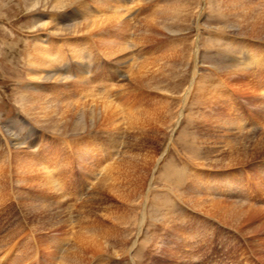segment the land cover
<instances>
[{
  "label": "rangeland",
  "instance_id": "rangeland-1",
  "mask_svg": "<svg viewBox=\"0 0 264 264\" xmlns=\"http://www.w3.org/2000/svg\"><path fill=\"white\" fill-rule=\"evenodd\" d=\"M119 5L126 6L121 24L131 26L102 31L103 47L106 43L127 46L128 51L116 52L114 58L110 59V50L96 43L99 36L95 32L52 33L91 23L92 19L111 22L114 16L107 7ZM163 9L168 10L162 14ZM245 12L264 19V0H77L44 14L30 13L24 0H0V264H264V150L254 153L248 149L250 156L231 160V166L227 161L228 151L264 141V67H247L246 71V65L240 64L250 54L244 53L245 45L264 57V37L251 36V31L242 36L223 28L230 23L239 25ZM155 14L160 17L156 19L158 29L152 27ZM43 23L49 24V30L36 32L34 28ZM198 50L202 55L196 53ZM254 51L258 62L260 56ZM177 53L181 57H176ZM170 55L171 59L166 58ZM229 59L236 63L227 65ZM45 60L50 65L42 64ZM220 63L224 68H219ZM160 66L176 70L173 82L153 91L136 87L133 77L139 70ZM251 86L256 92L251 93ZM36 100L52 109H56V102L57 109H68L69 102L77 100L87 104L109 100L117 113L121 112V131L96 125L90 134L54 133L25 111ZM231 119L233 126H226ZM145 120L159 122L150 125L155 132L147 133V138L164 125L152 150L151 143L137 144L134 135H129L147 129L149 121ZM231 127L235 129L225 130ZM12 135L19 137V146L10 141ZM132 144L137 146L131 152ZM150 150L155 155L153 163L140 171L139 180L130 176L127 170L132 157H142ZM217 159L224 163L214 165ZM111 168L113 172L118 168L114 177L112 171L108 173ZM197 196L206 203L241 205L247 214L240 224H228L213 214L197 211L190 202ZM86 223L100 229L98 235L103 232L101 236L108 237L105 242L112 244V249L71 257L77 234L84 231Z\"/></svg>",
  "mask_w": 264,
  "mask_h": 264
},
{
  "label": "bare ground",
  "instance_id": "bare-ground-1",
  "mask_svg": "<svg viewBox=\"0 0 264 264\" xmlns=\"http://www.w3.org/2000/svg\"><path fill=\"white\" fill-rule=\"evenodd\" d=\"M77 0H24V3H25V6H27V8H28V10H29V12L31 13V12H42L43 14L45 13V12H50V11H58V10H62V9H64V8H66V7H68L69 5H72L74 2H76ZM103 3V0H98V3H101V2ZM127 1H129V0H127ZM79 4V3H78ZM76 5V4H75ZM74 6V5H73ZM126 6L125 5H123V6H117V7H107V9H109L111 12H112V16H114V17H110V14H109V18H111L112 19V21L111 22H107V20H109V19H107L105 22H102V20H101V22H98V19H92L91 20V23H88V24H82V25H79V26H76V27H73V28H68V29H64V30H56L55 32L53 31L52 33L53 34H60V33H62V34H67V35H71L72 33L73 34H79V33H81V32H90V34L92 33V32H95L94 34H96V35H98L99 36V38H97V41H96V43H98V45L100 44H102L101 46L103 47L104 46V42H102V40H103V36H104V33L102 32V31H104V30H106V29H108V28H110V27H115V26H117V27H119V28H121V26H126V29H128V27L129 26H131V25H129L130 23H126V24H121L122 23V18H123V16H124V14L125 13H123L125 10H126V8H125ZM128 7V6H127ZM156 7V6H155ZM158 7V6H157ZM156 9V8H155ZM177 9V8H176ZM253 9V8H252ZM98 10V9H97ZM167 10L168 9H163V10H161L160 12H162V14H164L165 12H167ZM173 10V9H172ZM185 10V9H184ZM178 11H179V9H178ZM253 11V10H252ZM69 12V11H68ZM100 12V11H99ZM110 12V13H111ZM156 12V11H155ZM152 13V12H151ZM221 13V12H220ZM246 13V12H245ZM254 13V12H253ZM78 14V13H77ZM153 14V13H152ZM174 14V13H173ZM176 15H177V13H175ZM81 15V14H80ZM101 15V14H100ZM108 15V14H107ZM154 15V14H153ZM245 16H244V19H243V21L241 22V23H239V25H235V24H232V23H230V24H226V26L225 27H223L225 30L226 29H228V30H230V31H235V32H240V33H238L239 35L241 34L242 36L243 35H246L249 31H251L252 32V34H251V36H255V37H257L258 39H260V38H263L264 37V19L262 18V19H259V18H256L255 17V15H257V14H255L254 15V17H253V15L250 13V12H247L246 14H244ZM37 16V15H36ZM40 16V15H39ZM42 16V15H41ZM95 16V15H94ZM94 16H92L93 18H94ZM103 16V15H102ZM155 16H156V18H154L153 20H152V18H150L152 21H153V28L154 29H158V24L159 23H157L156 22V19L157 18H160V17H157V14H155ZM165 16H166V14H165ZM164 16V17H165ZM168 16V15H167ZM173 16V15H172ZM179 16V15H178ZM222 16V15H221ZM100 17V16H99ZM151 17V16H150ZM162 17V16H161ZM177 17V16H176ZM87 18V17H86ZM98 18V17H97ZM108 18V17H107ZM167 18H169V17H167ZM171 18H173V17H171ZM180 18V17H179ZM45 19V18H44ZM48 19V18H47ZM50 19V18H49ZM88 19H89V17H88ZM88 19H87V22H88ZM166 19V18H165ZM170 19V18H169ZM176 19V18H175ZM174 19V20H175ZM72 20V19H71ZM90 20V19H89ZM151 20H149V21H151ZM178 20V19H177ZM73 21H74V19H73ZM152 21L151 22H149V23H151L152 24ZM166 21V20H165ZM164 21V22H165ZM167 21H168V19H167ZM170 21V20H169ZM46 22V21H45ZM49 22V21H48ZM75 22V21H74ZM79 22V21H78ZM77 22V23H78ZM146 22V21H145ZM147 22H148V19H147ZM145 23V24H148V26H151L149 23ZM229 22V21H228ZM38 23H40V22H38ZM73 23V22H72ZM37 24V23H36ZM121 24V25H120ZM171 24V23H170ZM198 24H200V23H198ZM34 25H35V22H34ZM51 25V24H50ZM167 26H170V25H168V24H166ZM178 25V24H177ZM174 26V25H173ZM224 26V25H223ZM51 27H53V26H51ZM59 27H61V26H59ZM142 27V26H141ZM140 27V29L142 30V28ZM151 27V28H152ZM162 27V26H161ZM47 28V30H49L48 28H49V24L48 23H43V24H41V25H38V26H36L34 29H35V31L37 32H39V31H42V30H45ZM152 28V29H153ZM122 29V28H121ZM164 29V28H163ZM222 29V28H221ZM220 30V29H219ZM144 31V30H143ZM149 30H147V32H148ZM162 31V30H161ZM165 31V30H164ZM170 31V30H169ZM218 31V30H217ZM43 32H45V31H43ZM125 32H126V30H125ZM146 32V33H147ZM221 32H225L224 30L223 31H221ZM98 33V34H97ZM142 32H140L139 34H141ZM163 33V32H162ZM226 33V32H225ZM230 33V32H229ZM41 34V33H40ZM43 34V33H42ZM51 34V33H50ZM52 34V35H53ZM61 34V35H62ZM232 34V33H231ZM82 35V34H81ZM200 35V34H199ZM64 36V35H63ZM83 36H84V34H83ZM142 36V35H141ZM175 36V35H174ZM247 36V35H246ZM68 37V36H67ZM94 38H95V36H94ZM41 38H39V40H40ZM90 39V38H89ZM141 39V38H140ZM199 39H200V36H199ZM255 39V38H254ZM152 40V39H151ZM157 40V39H156ZM253 40V39H252ZM142 41H143V36H142ZM145 41V40H144ZM147 42L149 41V40H146ZM153 41V40H152ZM198 41V40H197ZM263 41V40H262ZM40 43H42L41 41H39ZM138 42H139V40H138ZM150 42V41H149ZM94 43V42H93ZM198 44V43H197ZM196 44V45H197ZM37 45H39V44H37ZM42 45H43V43H42ZM97 45V46H98ZM40 46V45H39ZM91 46V45H90ZM125 46H126V44H125ZM125 46H119V47H114V46H109L107 43H106V46L105 47H103L102 49L103 50H110L111 51V57H110V59L113 57V55L117 52V53H120V52H122V51H128L126 48H125ZM148 46V45H147ZM200 47H201V45H199ZM43 47V46H42ZM95 47V46H94ZM127 47V46H126ZM37 48H38V46H37ZM37 50V49H36ZM35 50V51H36ZM40 50L44 53L43 55H46L47 54V52H46V50H45V48H44V50H42V48H40ZM92 50V49H91ZM204 50V49H203ZM257 50V49H256ZM34 51V50H33ZM32 51V52H33ZM40 51V52H41ZM243 51H245L244 53H248V52H250V54L249 55H247V56H244L243 57V60H242V62L240 61V64H242V65H246V66H244L245 68H246V71H248L247 70V67L248 68H253V67H255V66H260V68H263L264 67V57L263 56H261V53H259V51H257L258 52V54L254 51V48H252V46H250V47H247L246 45L243 47ZM253 51L256 53V55L257 56H260V59L258 60V62L257 61H255L254 60V57H255V54H253ZM94 52V51H93ZM37 53V52H36ZM92 53V52H91ZM124 53V52H123ZM196 53H199V54H201L202 53V51H201V53L199 52V50L198 51H196ZM109 54V53H108ZM122 54V53H121ZM175 54V53H174ZM177 54H179V56L177 55L176 57H181L180 55V53H177ZM48 55V54H47ZM107 55V54H106ZM128 55V54H127ZM176 55V54H175ZM174 55V56H175ZM183 55V54H182ZM195 55H198V54H195ZM194 55V56H195ZM202 55V54H201ZM200 55V56H201ZM108 56V55H107ZM115 56V55H114ZM118 56V55H117ZM123 56V55H122ZM173 56V55H172ZM37 57V56H36ZM109 57V56H108ZM175 57V58H176ZM193 57V56H192ZM191 57V58H192ZM42 57H41V55H40V59H41ZM114 58V57H113ZM122 58V57H121ZM166 58H169V59H171L172 57H171V55H170V57L168 56V57H166ZM174 58V59H175ZM195 58V57H194ZM36 59V58H35ZM119 59V58H118ZM117 59V60H118ZM155 59V58H154ZM198 59V58H197ZM36 60H38V59H36ZM35 60V61H36ZM43 60V59H42ZM121 60V59H120ZM177 60V59H176ZM175 60V61H176ZM186 60V59H185ZM33 61V60H32ZM39 61V60H38ZM114 62H115V60H113ZM122 61H124V60H122ZM127 61H129V60H127ZM131 61V60H130ZM170 61V60H169ZM174 61V60H173ZM172 61V62H173ZM198 61H200V60H198ZM197 61V62H198ZM225 60L223 59V61H221V62H224ZM47 62V60H45L44 62L42 61V64H45V66H47L49 63H46ZM147 62H149V61H147ZM171 62V61H170ZM179 62H181V61H179ZM197 62L195 63L196 65H197ZM220 62V61H219ZM218 62V63H219ZM31 63H33V62H31ZM116 63V62H115ZM114 63V64H115ZM127 64H128V62H126ZM153 63H155V62H153ZM189 63H191V62H189ZM202 63V62H201ZM230 64V65H234L235 63H236V61H234L233 59H229V60H227L226 61V64ZM30 64V63H29ZM118 64V62L116 63V65ZM149 64V63H148ZM148 64H146V65H148ZM159 64V63H158ZM175 64V63H174ZM178 64V63H177ZM176 64V65H177ZM221 64V63H220ZM219 64V65H220ZM225 64V65H226ZM227 64V65H228ZM31 65V64H30ZM50 65V64H49ZM118 65H120V64H118ZM126 65V64H125ZM130 65V64H129ZM134 65V64H133ZM160 65V64H159ZM172 65V64H171ZM180 65L181 64H179L178 66L180 67ZM198 65H200L199 63H198ZM197 65V66H198ZM224 65V66H225ZM36 66V65H35ZM39 66V65H38ZM123 67H124V64L122 65ZM136 66H138L137 64H136ZM173 66V65H172ZM218 66V65H217ZM216 66V67H217ZM221 67H219V68H222L223 66H222V64L220 65ZM129 67V66H128ZM168 67V66H167ZM167 67H152V68H143V69H141V70H139L138 71V74H137V76L135 77H133V81L134 82H137L138 84L136 85V87H138V88H140V87H142V89L144 90V89H149L150 91L152 90H158V89H160V88H163L164 86V84H165V82H173L172 80L175 78V73H176V70H173L172 68V70H170V69H168ZM217 67V68H218ZM34 68V67H33ZM125 68V67H124ZM133 68H134V66H133ZM133 68H132V71H133ZM139 68H140V66H139ZM183 68V67H182ZM224 68V67H223ZM229 68V67H228ZM130 69H131V67H130ZM130 69H128V70H130ZM176 69V68H175ZM180 69L181 68H179V71H180ZM230 69V68H229ZM34 70V69H33ZM195 70V69H194ZM199 70V69H198ZM219 70V69H218ZM223 70V69H222ZM231 70H232V68H231ZM250 70V69H249ZM40 71V70H39ZM48 72L50 71V70H47ZM54 71V70H53ZM58 71V70H57ZM134 72V71H133ZM224 72H225V70H224ZM230 72H232V71H230ZM230 72L227 74V72L226 73H224V74H227V75H229L230 74ZM235 72V71H234ZM39 73V72H38ZM51 73V72H50ZM60 73V72H59ZM177 73H179V72H177ZM193 73H196L195 71L193 72ZM221 73V72H220ZM233 73V72H232ZM247 73V72H246ZM48 74V73H47ZM53 75L55 74V73H52ZM248 74V73H247ZM46 75V74H45ZM51 75V74H50ZM135 75V74H134ZM196 75V74H195ZM195 75H193V76H195ZM199 74H197V76H198ZM246 75V74H245ZM249 75H251V74H249ZM37 76H38V74H37ZM36 76V77H37ZM133 76V75H132ZM192 76V77H193ZM31 77V76H30ZM48 77V76H47ZM121 77H122V75H121ZM56 78V77H55ZM195 78V77H194ZM246 78H247V75H246ZM262 78V77H261ZM40 79V78H39ZM44 79V78H43ZM193 80V79H192ZM264 80V79H263ZM52 81V80H51ZM60 81V80H59ZM62 81V80H61ZM68 81H71V80H68ZM129 81H131L132 82V80H129ZM196 81V80H195ZM197 82V81H196ZM198 83V82H197ZM254 83V82H253ZM252 83V84H253ZM135 83H131V85H134ZM169 84V83H168ZM262 84H263V82H262ZM196 85V84H195ZM245 85V84H244ZM247 85V84H246ZM250 85V84H249ZM254 85V84H253ZM124 86V85H123ZM163 86V87H162ZM197 87H198V85H196ZM248 86V85H247ZM125 87V86H124ZM128 87V86H127ZM190 87V86H189ZM250 86H248V88H249ZM255 87H256V85H255ZM196 88V87H195ZM196 89H198V88H196ZM195 89V90H196ZM255 89H257V88H253L252 86H251V88H250V90L252 91L251 93H253V92H256V90ZM143 90H141L142 91V93H143ZM190 90H191V87L188 89V91H187V94L190 92ZM139 91V90H138ZM147 92V91H146ZM161 92H165V91H162V90H160V93ZM258 92V91H257ZM109 93V92H108ZM148 93V92H147ZM153 93V92H152ZM185 93V92H184ZM195 93V92H194ZM204 93H206V92H204ZM162 94V93H161ZM165 94V93H164ZM191 95H192V92L190 93ZM190 95V96H191ZM190 96H188L187 95V97H190ZM254 96V95H253ZM258 96V95H257ZM153 97V96H152ZM186 97V98H187ZM182 98V97H181ZM35 99V98H34ZM184 99V98H183ZM54 100H57V99H54ZM185 100V99H184ZM188 100V99H187ZM26 102H28V101H26ZM30 102V101H29ZM43 102V101H42ZM92 102V101H91ZM44 103V102H43ZM58 102H56V109H52V106H51V108L49 107V106H47L46 104H40V102L39 101H37L36 100V102H32V103H30L29 105H27L26 106V109L27 110H25L28 114H30L31 116H32V118L37 122V123H39V124H42L43 126H46V128H48V129H51V130H53L54 131V133H57V134H66L67 132H69V133H71V134H75V135H80V134H82V133H84V134H87V133H89V131L90 132H92L93 131V129H94V127L96 126V125H103V127L105 128V129H109V130H116L117 131V133L119 132V131H121V130H119V122H118V120H119V118H118V116H119V114L121 113V112H119V114L117 113L119 110H117L116 111V109L113 107V105H112V103L109 101V100H105V101H101V102H96V100H95V102L93 101V103H91V104H87V102H85V101H79V100H77V101H73V102H69V108L68 109H64V108H60V109H57V106H58V104H57ZM25 104V103H24ZM27 104V103H26ZM52 104V103H51ZM78 104H82L81 106H79V107H76V105H78ZM85 104V105H84ZM155 104V103H154ZM185 103H183V105H184ZM157 106V105H156ZM170 106V105H169ZM55 107V106H54ZM123 107V106H122ZM125 107V106H124ZM123 107V108H124ZM154 107V106H153ZM164 107V106H163ZM129 108H130V106H127V109L129 110ZM155 108V107H154ZM159 108H160V105H159ZM159 108H157V109H159ZM166 108V107H165ZM122 109V108H121ZM126 109V110H127ZM143 109H144V107H143ZM146 109V108H145ZM167 109V108H166ZM131 110V109H130ZM168 110V109H167ZM236 110H238V109H236ZM149 111H151V110H149ZM161 111H162V109H161ZM163 111H164V109H163ZM148 112V111H147ZM158 112V111H157ZM168 112V111H167ZM124 113V112H123ZM126 113H129L128 111L126 112ZM132 113H134V112H132ZM143 113V112H142ZM146 113V112H145ZM149 113H151V112H149ZM159 113V112H158ZM235 113H237V111L235 112ZM130 114V113H129ZM135 114V113H134ZM133 114V115H134ZM154 114H156V113H154ZM121 115H123V114H121ZM132 115V114H131ZM139 115V114H138ZM124 116H125V113H124ZM127 116H128V114H127ZM135 116V115H134ZM152 116V115H151ZM155 116V115H154ZM165 116H166V114H165ZM165 116H163V117H165ZM254 116H257V115H254ZM122 117V116H121ZM145 117V116H144ZM143 117V118H144ZM149 117V116H148ZM167 117V116H166ZM133 118H136V117H133ZM132 118V119H133ZM141 118V117H140ZM142 118V119H143ZM129 119V118H128ZM138 119V118H137ZM141 119V120H142ZM146 119V118H145ZM151 119V118H150ZM161 119V118H160ZM163 119H165V118H163ZM192 119V118H191ZM122 120V119H121ZM144 120V119H143ZM104 121V122H103ZM120 121V120H119ZM126 121V120H125ZM134 121V120H133ZM137 121H139V120H137ZM145 121H147V120H145ZM149 121V122H148ZM147 122H148V127H147V129L145 128V129H142L138 134L137 133H135V134H129V135H134V137H135V141H136V143L138 144V143H140V142H143L144 144H146V142H148V143H151V150L154 148L155 149V147H156V145L158 144V143H156V141H157V139H158V134L160 133V131H159V129L160 128H163L164 127V125L163 126H161V127H159V128H156L158 131H157V133L153 136V137H151V138H147V137H145V135L147 134V133H149V132H155V129L154 128H152L150 125L151 124H154V125H157L156 123H159V122H156V121H150V120H148ZM162 121V120H161ZM165 121H167V119L165 120ZM128 122H130V121H128ZM233 122H234V120L233 119H231V120H229V121H227L226 122V126H230V125H232L233 124ZM236 122V121H235ZM133 122H131V124H132ZM145 123V122H144ZM137 124V123H136ZM135 124V125H136ZM147 124V123H146ZM142 125V124H141ZM144 125V124H143ZM159 125V124H158ZM167 125V124H166ZM225 125H222V123H221V125L220 126H224L225 127ZM235 125V124H234ZM68 126H70V127H68ZM129 126V125H128ZM137 126H138V124H137ZM160 126V125H159ZM233 126V125H232ZM239 126L241 127V125H240V123H239ZM239 126H237V128L239 127ZM102 127V128H103ZM130 128H131V126H129ZM132 127H134V126H132ZM236 127V126H235ZM235 127L234 128H230V129H225V130H227V132H229V130H234L235 129ZM100 128V127H99ZM122 128V127H121ZM89 129H91V130H89ZM101 129V128H100ZM123 129V128H122ZM132 129H135V128H132ZM224 129V128H223ZM240 129V128H239ZM140 130V129H139ZM219 130V129H218ZM238 130V129H237ZM236 130V131H237ZM241 130V129H240ZM124 131V130H123ZM129 131H131V130H129ZM221 131H223V130H221ZM133 132V131H132ZM215 132V131H214ZM13 133V132H12ZM231 133H233V132H231ZM231 133L229 134V135H231ZM90 134V133H89ZM137 134V135H136ZM154 134V133H153ZM162 134V133H161ZM11 135V134H10ZM156 135H158V136H156ZM228 135V134H227ZM226 135V136H227ZM238 135V134H237ZM262 135V134H261ZM264 135V134H263ZM225 136V135H224ZM223 136V137H224ZM12 138H10V141L11 142H13L14 143V145H17V146H19L21 143H20V141H19V137L17 136V135H12L11 136ZM67 137V136H66ZM215 137V136H214ZM214 137H212V138H214ZM222 137V136H221ZM231 137V136H230ZM238 137V136H237ZM161 138V137H160ZM227 138V137H226ZM264 138V137H263ZM130 139H132V138H130ZM220 139V138H219ZM218 139V140H219ZM133 140V139H132ZM216 140V139H215ZM225 140V139H224ZM210 141V140H209ZM217 141V140H216ZM112 142H115V141H112ZM131 142V141H130ZM202 142H204L203 140H202ZM223 142V141H222ZM10 143V142H9ZM128 143H129V141H128ZM135 142H133V144H134ZM214 143V142H213ZM219 143V142H218ZM221 143V142H220ZM226 143V142H225ZM112 144H114V143H112ZM129 144H131V143H129ZM132 144V146L130 147V145H128L127 147L129 148H131V152H132V150H134V148L137 146V144H136V146L135 145H133ZM201 144V143H200ZM222 144V143H221ZM101 147H103V145L102 144H99ZM229 146H231V145H229ZM228 146V147H229ZM250 146V147H249ZM248 146V144H246V145H242L241 147H239V148H235V149H233V150H231V151H228V156H230V158H228V160L227 161H233V162H235V161H239V160H245V159H247L250 155H249V153H248V149H250V150H255V152L254 153H258V152H260L261 150H264V141H262V139H260V140H258V141H256V142H254V144H252V145H249ZM217 147H219V146H217ZM88 148H91V146L89 147H87V149ZM150 148V147H149ZM215 148V147H214ZM220 148V147H219ZM105 149V148H104ZM136 149V148H135ZM89 150V149H88ZM93 150H95V149H93ZM126 150H128V149H126ZM150 150V152H148V151H146L145 152V155L144 156H138L137 158L135 157V156H133L132 157V159H131V162H130V164H131V167H129V169L127 170V173L130 175V176H134L135 178H139V175L138 174H140L142 171L141 170H143V169H145L149 164H151V163H153L152 161H153V159H154V154H152L151 151ZM213 150V149H212ZM217 150V149H216ZM226 150V149H225ZM96 151V150H95ZM155 151V150H154ZM209 152V151H208ZM91 153V152H90ZM93 153V152H92ZM95 153V152H94ZM93 153V154H94ZM133 153H134V151H133ZM218 153V152H217ZM144 154V153H143ZM234 154H236V157H234ZM90 155V154H89ZM89 155H88V157H89ZM95 155V154H94ZM124 155V154H123ZM129 155H130V149H129ZM151 155V156H150ZM92 157V156H91ZM90 157V158H91ZM124 157H125V155H124ZM227 157V156H226ZM115 158H116V156H115ZM128 158V157H127ZM126 158V159H127ZM202 158V157H201ZM113 160H114V158H112ZM111 159V160H112ZM120 159H124V158H120ZM126 159H124V160H126ZM161 159V158H160ZM226 159L227 158H223V160H225L226 161ZM255 159V158H254ZM110 160V159H109ZM112 160V161H113ZM200 160V159H199ZM223 160L222 159H217V160H215V162H213L214 163V165L215 164H218L219 165V163L220 164H223L224 162H223ZM252 160V159H251ZM111 161V162H112ZM156 161V160H155ZM232 161L231 162H227L229 165L228 166H231V163H232ZM159 162H160V160H159ZM223 162V163H222ZM15 163V162H14ZM116 164H117V162H115ZM196 163V162H195ZM115 164V165H116ZM119 164H122V163H119ZM158 164V163H157ZM193 164V163H192ZM71 165V164H70ZM110 165V164H109ZM112 165V164H111ZM197 165V164H196ZM201 165H203V164H201ZM227 165V164H226ZM16 166V165H15ZM113 166H114V164H113ZM122 166V165H121ZM227 166V167H228ZM17 167V166H16ZM16 167H14V168H16ZM70 167V166H69ZM93 167H96V169H98L97 168V166H93ZM106 167H107V165H106ZM117 167H120L119 165H117ZM126 167V166H125ZM125 167H124V169H125ZM153 167V166H152ZM72 168V167H71ZM149 168V167H148ZM156 168V167H155ZM112 170H109L110 172H108V173H112L113 172V169L114 168H111ZM1 170V169H0ZM3 170V169H2ZM7 170V169H6ZM24 170V169H23ZM70 170V169H69ZM154 170V169H153ZM156 170H157V168H156ZM112 171V172H111ZM117 171H118V168H117ZM116 170H115V172H117ZM141 171V172H140ZM25 172V171H24ZM35 172V171H34ZM92 173H93V170L91 171ZM115 172H113V177L115 176L114 174H115ZM139 172V173H138ZM150 172V171H149ZM153 172V171H152ZM6 173V172H5ZM16 173V172H15ZM118 173V172H117ZM147 173V172H146ZM71 174V173H70ZM144 174V173H143ZM149 174V173H148ZM155 174V173H154ZM237 174V173H236ZM93 175V174H92ZM91 175V176H92ZM117 175V174H116ZM149 175H151V174H149ZM234 175V174H233ZM4 176V175H3ZM7 176V175H6ZM28 176V175H27ZM51 175H49V178H51L50 177ZM57 176V175H56ZM94 176V175H93ZM237 176V175H236ZM54 177V176H53ZM106 177H107V174H106ZM149 177V176H148ZM148 177H146V178H148ZM2 178V177H1ZM35 178V177H34ZM47 178V177H46ZM109 178V177H108ZM108 178H106V180L108 179ZM145 178V179H146ZM153 178V177H152ZM2 180H4L3 178H2ZM40 180V179H39ZM39 180H37V182L39 181ZM48 180H50V179H48ZM52 180V179H51ZM139 180V179H138ZM144 180V179H143ZM35 181V180H34ZM104 181V179L102 180V182ZM109 181V180H108ZM129 181V180H128ZM135 181V180H134ZM146 181V180H145ZM233 181V180H232ZM0 182H1V179H0ZM2 182H4V181H2ZM40 182V181H39ZM43 182H44V180H43ZM46 182H48V181H46ZM105 182V181H104ZM107 182V181H106ZM105 182V183H106ZM127 182V181H126ZM192 182V181H191ZM191 182H190V185H191ZM7 183V182H6ZM52 184H53V182H51ZM111 183V182H110ZM146 183V182H145ZM184 183V178H182V184ZM1 184V183H0ZM102 184H104V183H102ZM116 184V183H115ZM140 184V183H139ZM41 185V184H40ZM101 185V184H100ZM99 185V187H101ZM105 185V184H104ZM126 185V184H125ZM130 185V184H129ZM145 185V184H144ZM44 186V185H43ZM96 186V185H95ZM98 186V185H97ZM108 186V188L110 189V188H112L111 186L112 185H107ZM121 186V185H120ZM124 186V185H123ZM122 186V187H123ZM143 186V185H142ZM261 186V185H260ZM130 187V186H129ZM137 187V186H136ZM140 187V186H139ZM185 186H182V190H183V188H184ZM146 188V187H145ZM187 188V187H186ZM198 188V187H197ZM2 189V188H1ZM139 189V188H138ZM141 189V188H140ZM144 189V188H143ZM59 190V189H58ZM113 190V192H115V190L114 189H112ZM136 190V189H135ZM150 190V189H149ZM199 190V189H198ZM200 190H202V189H200ZM3 192V191H2ZM130 192V191H129ZM128 192V193H129ZM148 192V191H147ZM189 192V191H188ZM201 192H203V191H201ZM57 193V192H56ZM138 193H140V192H138ZM143 193V190H142V192H141V194ZM145 193V192H144ZM185 192H182L181 194H184ZM133 194H134V192H133ZM188 194V193H187ZM191 194V196H193L192 195V192L190 193ZM194 194V193H193ZM136 195V194H135ZM143 195V194H142ZM199 195H201V194H199ZM122 196V195H121ZM138 196H140L139 194H138ZM178 196V195H177ZM179 196H180V193H179ZM186 196V195H185ZM188 196V195H187ZM202 196H203V193H202ZM202 196H197L195 199H193V200H191L190 202H191V204L194 206V207H196V209L198 208L199 210H202V211H205V212H207V213H210V214H213V215H215V216H217L218 218H221L222 220H224V221H226L228 224H234V223H239V221H241L243 218H244V216L247 214V212L242 208V207H240V206H229V207H227V206H224V204H221L220 202H215V201H211V202H208V203H206V200H205V198H203ZM206 196V195H205ZM150 197V196H149ZM239 197V196H238ZM127 198V197H126ZM145 198H146V196H145ZM189 198V197H188ZM191 198V197H190ZM241 198V197H240ZM134 199V198H133ZM186 199V198H185ZM207 199V198H206ZM88 200H90V199H88ZM178 200V199H177ZM209 200V199H208ZM217 200V199H216ZM134 201V200H133ZM147 201V200H146ZM183 201H184V199H183ZM189 201V200H188ZM225 201V200H224ZM23 202V201H22ZM124 202V201H123ZM244 202H246V201H244ZM189 203V202H188ZM124 204V203H123ZM126 204V203H125ZM186 203H184L183 205H185ZM227 204V203H226ZM236 204V203H235ZM35 205V204H34ZM128 205V204H127ZM230 205V204H229ZM250 205V204H249ZM31 206V205H30ZM38 206V205H37ZM190 206V205H189ZM39 207V206H38ZM50 207V206H49ZM61 208V207H60ZM118 209V208H117ZM198 209H197V211H198ZM43 210V209H42ZM54 210V209H53ZM33 211H35V210H33ZM60 212V211H59ZM251 212H252V210H251ZM172 213V212H171ZM183 213V212H182ZM256 213V212H255ZM29 214H30V212H29ZM54 214H56V213H54ZM65 214V213H64ZM143 215V214H142ZM31 216V215H30ZM39 216V215H38ZM114 216V215H113ZM112 216V217H113ZM131 216V215H130ZM56 217V216H55ZM64 217V216H63ZM86 217V216H85ZM124 217V216H123ZM145 217V216H144ZM144 217H142V218H144ZM31 218H33V217H31ZM128 218H131V217H128ZM138 218V217H137ZM43 219H45V217L43 218ZM60 219V218H59ZM58 219V220H59ZM112 219V218H111ZM118 219V218H117ZM132 219V218H131ZM136 219V218H135ZM34 220V219H33ZM120 220V219H119ZM130 220V219H129ZM133 220V219H132ZM138 220V219H137ZM143 220V219H142ZM54 221V220H53ZM89 221V220H88ZM134 221V220H133ZM139 221V220H138ZM138 221H136V222H138ZM38 222V221H37ZM135 222V223H136ZM58 223V222H57ZM122 223V222H121ZM131 223V222H130ZM82 224V223H81ZM87 225L85 226V227H83L84 229V231H82V232H80L79 234H77V236L78 237H76L77 239L75 240L76 241V245H75V247L71 250V253L69 254V256H74V257H77V256H83V257H85L86 255H91V256H93V255H96V254H102V253H104V252H108L109 250H111L112 249V247H110V246H108V244H106V242H105V240H108V237H103V236H101V234L103 233H101L100 235H98L99 233H100V229H97V227H94V225L93 224H88V223H86ZM96 224V223H95ZM97 224H99V223H97ZM102 224H104V223H102ZM120 224V223H119ZM128 224H129V222H128ZM128 224H126V225H128ZM240 224V223H239ZM51 225V224H50ZM125 225V224H124ZM123 225V226H124ZM132 225H134V224H132ZM138 225V224H137ZM136 225V226H137ZM77 227H79L78 225H76ZM122 226V227H123ZM129 227H130V225H128ZM139 226H140V224H139ZM51 227H52V225H51ZM80 228H81V226H80ZM117 228V227H116ZM120 228V227H119ZM239 228V227H238ZM49 229V228H48ZM74 229V228H73ZM132 229V228H131ZM130 229V230H131ZM140 229V228H139ZM240 229V228H239ZM79 230V229H78ZM77 230V231H78ZM119 230V229H118ZM123 230V229H122ZM71 231V230H70ZM125 231H127V230H125ZM124 231V232H125ZM99 232V233H98ZM114 232V231H113ZM119 232V231H118ZM139 232V231H138ZM72 233H74V232H72ZM105 233V232H104ZM126 233V232H125ZM110 236L112 235L111 234V231H110ZM118 234V233H117ZM127 234V233H126ZM129 234V233H128ZM113 235H115L114 233H113ZM120 235V234H119ZM126 236V235H125ZM128 236V235H127ZM127 236H126V239H127ZM113 237H115V236H113ZM121 237V236H120ZM124 237V236H123ZM111 238V237H110ZM117 238V237H116ZM118 238H119V236H118ZM121 239H123L122 237H121ZM129 239V238H128ZM111 240V239H110ZM116 240V239H115ZM130 240V239H129ZM136 240H138V239H136ZM110 242V241H109ZM116 242V241H115ZM121 242V241H120ZM127 242V241H126ZM136 242V241H135ZM188 242V241H187ZM122 243V242H121ZM124 243V242H123ZM128 243H130V242H128ZM118 244V243H117ZM125 244V243H124ZM127 244V243H126ZM125 244V245H126ZM115 244H113V246H114ZM61 247V246H60ZM126 248V247H125ZM70 250V249H69ZM68 250V253L70 252ZM54 251V250H53ZM117 252V251H116ZM121 252H123V251H121ZM67 254V253H66ZM121 254V253H120ZM119 254V255H120ZM108 255H110L109 253H108ZM112 255V254H111ZM115 255V254H114ZM66 256V255H65ZM113 256V255H112ZM119 257V256H118ZM168 258H170V257H168ZM189 258V257H188ZM63 261H65V260H63ZM89 261V260H88ZM76 262V261H75ZM87 262V261H86ZM68 263V262H67ZM81 263V262H80ZM79 263V264H80ZM73 264H74V262H73ZM77 264V263H76ZM177 264V263H176Z\"/></svg>",
  "mask_w": 264,
  "mask_h": 264
}]
</instances>
